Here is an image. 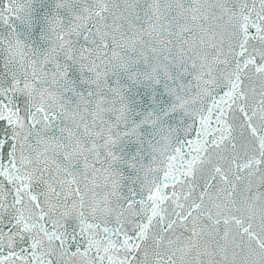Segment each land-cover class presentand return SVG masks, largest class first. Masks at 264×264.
<instances>
[{
  "label": "snow or ice",
  "instance_id": "snow-or-ice-1",
  "mask_svg": "<svg viewBox=\"0 0 264 264\" xmlns=\"http://www.w3.org/2000/svg\"><path fill=\"white\" fill-rule=\"evenodd\" d=\"M0 264H264V0H0Z\"/></svg>",
  "mask_w": 264,
  "mask_h": 264
}]
</instances>
